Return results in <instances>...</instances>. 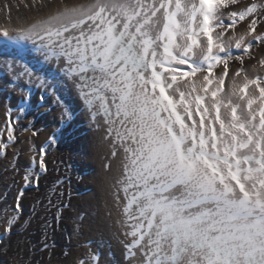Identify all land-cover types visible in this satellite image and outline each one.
Returning <instances> with one entry per match:
<instances>
[{"label":"snow or ice","instance_id":"snow-or-ice-1","mask_svg":"<svg viewBox=\"0 0 264 264\" xmlns=\"http://www.w3.org/2000/svg\"><path fill=\"white\" fill-rule=\"evenodd\" d=\"M238 4L82 0L45 11L33 0L37 15L0 27V67L20 97L5 113L0 156L15 155L33 88L37 110L55 97L61 127L73 113L57 92L74 96L107 150L105 220L124 264H264V73L243 67L264 44V0ZM232 60L241 67L229 77ZM46 155L31 157L25 187L38 185ZM23 195L0 209L5 231ZM83 255L76 264H99L91 249Z\"/></svg>","mask_w":264,"mask_h":264},{"label":"rangeland","instance_id":"rangeland-1","mask_svg":"<svg viewBox=\"0 0 264 264\" xmlns=\"http://www.w3.org/2000/svg\"><path fill=\"white\" fill-rule=\"evenodd\" d=\"M65 1L50 0L49 3V0H42L46 5L45 11L51 9L57 2ZM37 2L39 3L40 0ZM250 2L251 0H240V4L233 8L242 7ZM32 4L33 0H0V26L37 15L38 13L30 7ZM230 10L232 9L225 11ZM245 27L246 22L239 24L236 33H242ZM228 35H231V30ZM233 52L238 54L239 50L233 49ZM261 59H264V44H257L252 49L251 57H245L243 67L252 71L255 65L256 72L264 73V67L259 64ZM239 67H241L239 61H230L229 77L232 76V69ZM215 72L219 73L220 68L218 67ZM9 79L10 77L6 76L3 68L0 67V113L4 117L8 107L14 110L18 107L20 99L18 94L6 87ZM227 86L228 81L226 88ZM40 95L39 89H32L33 110L21 114L22 118L16 126L18 140L14 145L15 155L10 149L5 155L0 156V209L14 206L18 192L21 189L24 191L20 199L22 211L18 214L11 232L5 231L7 228L4 223L5 214L0 210V264H70L71 255L79 253L78 256L83 259L85 246L94 244L93 240L84 242L86 226L89 232L97 226L96 221L89 220L93 218L87 209L88 196L92 192L95 193L93 177L90 174L91 167L87 161L94 131L88 127L87 120L81 114L80 107L77 106L79 101L67 91L57 92L73 113V119L63 127L60 121L62 109L56 103L54 96L49 94L43 106L37 110V106L41 104ZM15 114L14 111L13 115ZM5 125L6 117L0 126V132H5ZM25 128L28 130L24 131ZM58 128L60 131L56 132ZM36 130H39L38 135L33 136L32 132ZM54 133L57 140L62 139L59 156L51 155L48 158L47 171L39 170L38 185L34 182L25 187L21 177L25 170L31 167L25 164L24 160L27 155L26 142L30 145L33 156L39 150L43 135L46 134L48 140ZM4 138L6 139V132ZM55 144L48 143L46 152L48 153ZM13 163L19 169L15 174L12 171ZM5 168L8 169L7 172ZM8 215L10 216L11 213ZM107 242L103 241V245ZM109 251L111 256H114L111 257L109 264H123L114 247L111 246ZM100 252L103 254L102 251ZM102 254H99V259Z\"/></svg>","mask_w":264,"mask_h":264},{"label":"bare ground","instance_id":"bare-ground-1","mask_svg":"<svg viewBox=\"0 0 264 264\" xmlns=\"http://www.w3.org/2000/svg\"><path fill=\"white\" fill-rule=\"evenodd\" d=\"M82 2V0H66L65 2H57L50 10H54L56 7L63 6L65 4H73ZM6 26V25H3ZM0 26V27H3ZM31 59V57H29ZM252 69V68H251ZM252 71H256L255 69ZM80 107V105H77ZM5 117L2 113H0V126L4 122ZM1 128V127H0ZM41 147H45V150L48 147V140L46 137V134L43 135V137L40 140L39 149ZM25 149L27 150V155L24 157L25 164L28 166H31V157H32V150L30 149V145H28V142L25 144ZM90 154H89V161L91 171L90 174L93 177L94 182V191L95 193H91L88 196L89 204L87 205V209L90 211V216L93 219H89L91 222L96 221L97 226L93 228V231H88V227L86 226L85 231V238L84 242L86 241H94V244H88L85 246V251H89L91 249L93 252L99 254H102L100 251L103 252L102 257L99 259L100 264H109V261L111 260V252L109 249L112 247L115 248L116 254L121 258L122 263L124 264L122 253H121V246L117 242L116 239L113 238L112 233L115 231V228L112 226L111 220H105L106 212L104 211V206L106 199L108 198L106 196V185L104 183L105 178L110 176L112 173L105 170L104 165L105 163H108V155L107 150L103 145L99 144L98 141V135L96 132L93 133V136L90 140ZM39 152V150L35 153V155ZM114 163V162H113ZM88 211V212H89ZM98 212V214H96ZM90 228V227H89ZM110 241H109V240ZM103 241H108L103 245ZM121 250V251H120ZM79 253H76L75 255H71L69 257V263L70 264H76L81 257L78 256Z\"/></svg>","mask_w":264,"mask_h":264},{"label":"trees","instance_id":"trees-1","mask_svg":"<svg viewBox=\"0 0 264 264\" xmlns=\"http://www.w3.org/2000/svg\"><path fill=\"white\" fill-rule=\"evenodd\" d=\"M62 139H58L56 144L50 148L49 152L47 153L46 155V164L48 166V158H50L51 155H53L54 157H57L59 156L60 154V150H61V145L60 142H61Z\"/></svg>","mask_w":264,"mask_h":264}]
</instances>
